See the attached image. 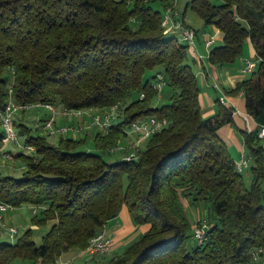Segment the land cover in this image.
Here are the masks:
<instances>
[{"label": "trees", "instance_id": "trees-1", "mask_svg": "<svg viewBox=\"0 0 264 264\" xmlns=\"http://www.w3.org/2000/svg\"><path fill=\"white\" fill-rule=\"evenodd\" d=\"M171 1L0 0L3 111L12 102L104 112L131 100L124 119L107 132L79 139L59 136L56 144L18 124L24 145L33 151L18 155L25 167L22 176L0 174V201L43 208L33 225H52L41 244L32 228L15 242H1L0 264H58L69 251H86L125 206L135 224L150 229L107 264H242L264 247L259 130L243 134L253 162L241 173L218 134L233 123L234 109L218 101L217 113L203 116L201 87L186 45L164 31L163 11ZM187 7L223 35V43L210 50V64L233 65L243 56L245 42L253 44L257 66L232 92L243 91L247 112L260 117L264 0H222L219 5L191 0ZM158 73L167 80L160 101L151 87ZM147 116L166 119L167 126L137 158L107 162L100 152H110L127 137L125 129L133 121ZM2 138L3 131L0 146ZM91 141L98 152L85 148ZM248 170L250 185L244 178ZM183 197L195 206L210 205L204 245L189 241L194 226L184 213Z\"/></svg>", "mask_w": 264, "mask_h": 264}, {"label": "built area", "instance_id": "built-area-1", "mask_svg": "<svg viewBox=\"0 0 264 264\" xmlns=\"http://www.w3.org/2000/svg\"><path fill=\"white\" fill-rule=\"evenodd\" d=\"M162 26L165 33L173 35L178 41L183 42L186 45L187 52L190 56L199 58L198 46H197V32L194 28L186 24L184 17L180 16L175 11V7L172 4L163 11ZM205 46L210 48L214 45L215 39L207 32H204ZM257 62L251 59H244V66L241 68L243 74H249L255 70ZM167 85L166 77L163 73H158L156 78L151 82V87L157 92V101L161 100V95L164 88ZM144 98V94L141 95ZM221 103H225V98H220ZM46 107L50 111L49 118L42 123V128L52 136H62L68 138L70 135L75 138L83 130L97 129L102 132H107L110 127L114 125V117L119 113L121 104L111 106L106 111H99L97 109H68L63 106H56L51 103L42 104H28V105H16L10 103L5 111L0 107V119L3 127L2 145L0 146V158L4 160H13L17 155L5 150L6 146L10 143L15 144L21 152L24 150L33 151L32 147L21 145L18 142V136L15 131L14 115L18 111H26L31 108ZM56 115L64 116L67 118H75L84 120L88 118V121H84L80 126L78 125H56ZM167 126V120L161 119L156 116H147L139 118L133 121L126 129V138L132 137L127 140L124 145L120 141L116 146L109 149L110 152H122L124 158L127 161H131L138 157L140 152L145 148L150 138L163 130ZM258 138L264 141V127L258 132ZM89 150V149H88ZM253 158L250 154L242 152L240 158L236 162L237 170L244 172L251 167ZM12 207L9 204L0 201V227L2 231L11 240H14L19 235V229L15 226H8L2 223V212ZM34 213H36V206H33ZM211 226L208 218L204 217L197 221L193 228V237L198 245H204L208 240V231ZM112 243L107 237L104 231L96 234L89 243L86 252L97 255H106L112 250ZM62 264H69L68 262ZM242 264H264V247L256 248L252 251L251 257L248 261Z\"/></svg>", "mask_w": 264, "mask_h": 264}, {"label": "crops", "instance_id": "crops-1", "mask_svg": "<svg viewBox=\"0 0 264 264\" xmlns=\"http://www.w3.org/2000/svg\"><path fill=\"white\" fill-rule=\"evenodd\" d=\"M214 27V26H213ZM218 32L217 35H211L216 39L223 40V35L215 27ZM243 56L239 58L235 64L218 67L208 62H204L203 53L198 49L199 58L191 56L193 63L199 66L200 74L197 77L201 79V94L200 102L202 108V114L204 117H211L217 113L218 101L221 97L225 98L223 105L232 107L234 109L233 123L227 124L221 127L218 131L219 137L226 143L231 155L238 160L242 152L249 154L246 148L244 133H250L255 130H260L264 127V113L258 117H252L246 109L245 95L243 91L238 93L232 92L236 86L248 77V74H243L241 68L244 66V59L257 60L256 51L250 40H247L244 44ZM199 75V76H198ZM198 78V79H199ZM221 102V101H220ZM50 112L40 119L41 124L43 120L48 119ZM85 118L83 121L75 118H67L64 116L56 115V125H78L80 126L84 121H88ZM24 123V121L20 122ZM116 124V123H115ZM97 129L83 130L75 138L79 139L89 134L92 136ZM72 137V136H71ZM73 138V137H72ZM264 144V141H261ZM93 142L91 141V145ZM17 153L16 155H19ZM264 156V154H263ZM11 171L6 163L0 165V174L3 172ZM9 173L5 174L8 175ZM183 203L185 205L191 204L189 198L183 197ZM29 205L33 210V205ZM195 206V205H194ZM34 212V211H33ZM150 229V225H137L133 222L131 215L127 207H123L120 215L111 220L104 228L103 231L110 239L112 243V250L106 255L91 254L86 251H69L65 253L61 258L67 260L69 264H107L111 259L119 256L125 248L134 240L139 238L142 234ZM60 258V259H61Z\"/></svg>", "mask_w": 264, "mask_h": 264}, {"label": "rangeland", "instance_id": "rangeland-1", "mask_svg": "<svg viewBox=\"0 0 264 264\" xmlns=\"http://www.w3.org/2000/svg\"><path fill=\"white\" fill-rule=\"evenodd\" d=\"M191 0H172L171 3L175 7V11L178 12V14L182 17H184L186 24L191 26L192 28L197 31V46L200 51H202L204 62H208V57L210 54V50L212 47L221 45L223 43V40L216 39L214 45L210 48H206L205 46V37L204 32H207L209 35H217V31L215 27L213 26H205L203 19L195 13L190 7H187L188 2ZM211 2L215 5H219L222 3V0H211ZM190 63L193 67L194 72L197 74H200L199 72V66L193 63L192 58H190ZM199 76V75H198ZM199 78V77H198ZM199 85L201 87V79H198ZM131 100H128L126 103L122 104L119 110V113L114 117V123H118L120 120L124 119V109L130 104ZM49 109L46 107H37V108H31L26 111H18L14 115V121L16 123L15 125V131L18 136V142L21 145L25 144V138L20 134L19 129V123L24 121L25 125L31 129L32 134L34 135H40L43 137H46L50 143L56 144L58 142L59 136H51L42 128V124L40 119L44 117L47 113H49ZM3 131V127L0 124V132ZM71 137V135L69 136ZM132 139V137L124 138L122 140L123 144L125 145L127 143V140ZM86 149L91 150L92 152H98L94 145L91 143L88 146H85ZM5 150L7 152H12L13 154L21 153V150L13 143H10L6 146ZM25 152H31V150H24ZM103 156V158L109 162L114 163L119 160H122L124 158V153L122 152H100ZM6 163L8 168L11 169L8 170V172H3L2 175H5L9 173V175H13L15 177L22 176L23 172L25 171V167L23 165V162L18 158V155L13 160H4L0 158V165ZM245 181L248 185H250L251 182V172L250 170L246 171L244 173ZM184 206V213L187 216L188 220L191 222L192 227L194 224L199 221L201 218L209 217V206H205L204 204H198L196 206L192 204L183 205ZM34 210L29 205H22L20 207H10L5 212H2V223L8 226H15L19 229V235L22 234L24 231H26L29 228L33 229V237L34 240L37 242V244H41L42 237L47 231L50 229L52 222H47L46 224H41L38 226L33 225V219L35 216H41V213L43 211V208H36V213L33 212ZM0 227V243L1 242H15L17 236L14 240H11ZM195 239H190V243L194 245ZM103 256V255H101ZM67 260L64 258H61L58 260V264L66 263ZM12 264H26L25 262L21 260H15Z\"/></svg>", "mask_w": 264, "mask_h": 264}]
</instances>
